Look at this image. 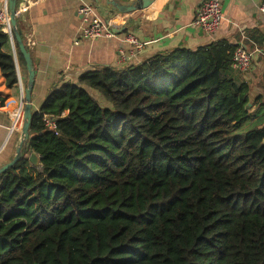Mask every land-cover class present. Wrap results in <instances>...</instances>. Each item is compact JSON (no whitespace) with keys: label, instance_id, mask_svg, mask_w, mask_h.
Masks as SVG:
<instances>
[{"label":"trees","instance_id":"16d2710c","mask_svg":"<svg viewBox=\"0 0 264 264\" xmlns=\"http://www.w3.org/2000/svg\"><path fill=\"white\" fill-rule=\"evenodd\" d=\"M8 41L0 28L11 89ZM236 48L159 52L51 91L0 176V264H264V123Z\"/></svg>","mask_w":264,"mask_h":264},{"label":"crops","instance_id":"0c3cea01","mask_svg":"<svg viewBox=\"0 0 264 264\" xmlns=\"http://www.w3.org/2000/svg\"><path fill=\"white\" fill-rule=\"evenodd\" d=\"M119 1L130 3L137 0ZM205 1L155 0L146 10L122 15L112 11L104 0H18L17 20L21 21V30L35 67L33 112L39 111L47 95L64 83L78 84L82 75L103 68L125 67L118 63V50L129 47L121 40L132 34L146 46L129 65H140L159 52L177 48L196 50L219 40H227L238 47L248 41L246 46L257 49L258 54L251 70L241 73L240 77L251 88L250 112L259 113L261 109L259 118H263L264 123V50L252 41V38H264V16L259 12L264 0H225L224 19L219 31L212 36L194 25ZM83 2L94 5L107 21L115 20L113 30L124 29L121 34L114 30L118 39L102 38L75 44L82 28L79 10ZM8 36L9 41L2 49L13 56L19 82L9 89L0 70V167L15 155L20 133L18 129L10 132L12 116L23 104L28 82V73L19 63L16 42L13 36ZM90 93L94 96L93 91Z\"/></svg>","mask_w":264,"mask_h":264},{"label":"built area","instance_id":"2783aa9c","mask_svg":"<svg viewBox=\"0 0 264 264\" xmlns=\"http://www.w3.org/2000/svg\"><path fill=\"white\" fill-rule=\"evenodd\" d=\"M224 1L225 0H207L197 13L194 25L208 36L215 35L221 27L224 19ZM259 12L264 16V2L260 5ZM79 14L82 17V28L75 41L76 45L81 41L119 38V35L113 30V23L115 20L107 21L102 18L94 5L83 2ZM0 28H2L5 33L11 35L9 0H0ZM121 41L129 46L118 50V63L121 66L133 63L138 54L146 46V43L139 41L138 38L132 34ZM257 54V49H250L245 44L241 43L233 54L232 69L236 72L246 74L251 70ZM45 124L47 128L55 131L56 123L54 119L45 117ZM15 129L16 127H11L10 132H14Z\"/></svg>","mask_w":264,"mask_h":264},{"label":"water","instance_id":"95a60500","mask_svg":"<svg viewBox=\"0 0 264 264\" xmlns=\"http://www.w3.org/2000/svg\"><path fill=\"white\" fill-rule=\"evenodd\" d=\"M108 7L112 8V11H115L119 14H131L137 11H143L151 7L155 0H137L130 3H123L119 0H104ZM17 2L18 0H9V14H10V24H11V36L13 40L17 43L19 50L24 56L26 62V69L28 73V82L27 87L24 91L23 98V126L21 130V135L17 147L15 149V155L12 160L7 164H4L0 167V176L4 174L7 170L16 166L23 158L24 147L28 145V140L30 138V128L33 115V105H32V93L35 83V67L32 60L31 52L27 50L26 44L22 40V37L18 31V12H17ZM117 33L121 34L123 30L114 29ZM17 61V60H16ZM29 160L33 166H37L40 163V158L32 153L29 157Z\"/></svg>","mask_w":264,"mask_h":264},{"label":"rangeland","instance_id":"374dc122","mask_svg":"<svg viewBox=\"0 0 264 264\" xmlns=\"http://www.w3.org/2000/svg\"><path fill=\"white\" fill-rule=\"evenodd\" d=\"M102 1V0H101ZM94 92V91H93ZM94 94V96H95V98L98 100V102H99V104L102 106V107H107V106H109L110 108H113L109 103H107L106 102V100L104 99V98H102L97 92H94L93 93ZM93 96V97H94ZM97 96V97H96ZM21 108V109H20ZM19 109L20 110H22L23 111V106H21ZM263 112H264V110H262ZM24 114V113H23ZM259 124V123H258ZM258 124L257 123H255L254 124V126L256 127V126H258ZM22 126H23V122H22V125H19V126H17L16 127V129H15V131L17 130V132H18V134L20 133V135H21V130H22ZM20 135L18 136V140H19V137H20ZM16 143H17V141H16ZM13 158V157H12Z\"/></svg>","mask_w":264,"mask_h":264},{"label":"bare ground","instance_id":"6f19581e","mask_svg":"<svg viewBox=\"0 0 264 264\" xmlns=\"http://www.w3.org/2000/svg\"><path fill=\"white\" fill-rule=\"evenodd\" d=\"M23 117H24L23 111L20 109H17L16 112L13 113V116H12L13 118L12 127L15 128L19 125H22Z\"/></svg>","mask_w":264,"mask_h":264}]
</instances>
